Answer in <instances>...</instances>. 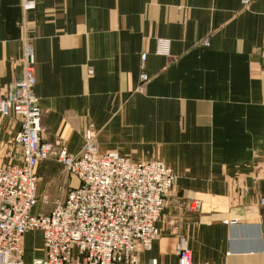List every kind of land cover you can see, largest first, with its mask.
I'll return each mask as SVG.
<instances>
[{
    "label": "crops",
    "instance_id": "obj_1",
    "mask_svg": "<svg viewBox=\"0 0 264 264\" xmlns=\"http://www.w3.org/2000/svg\"><path fill=\"white\" fill-rule=\"evenodd\" d=\"M36 2L0 0V91L21 79L31 42L43 140L77 154L94 123L101 153L173 170L160 237L140 264H177L180 244L201 264H264V0ZM18 122L0 116L1 145ZM39 168L57 177L53 203L78 185L54 164Z\"/></svg>",
    "mask_w": 264,
    "mask_h": 264
},
{
    "label": "built area",
    "instance_id": "obj_2",
    "mask_svg": "<svg viewBox=\"0 0 264 264\" xmlns=\"http://www.w3.org/2000/svg\"><path fill=\"white\" fill-rule=\"evenodd\" d=\"M26 1L24 10L35 9L32 0ZM24 47V60H33V44ZM23 78L16 91L0 92V116L20 120L15 141L24 158L23 163L0 161V264H22L24 238L35 230L42 236L43 257L33 264H140L139 253L150 251L159 238L157 223L175 183L174 172L161 162L101 153L88 139L77 154L59 142H43L29 69ZM47 160L60 163L78 185L69 187L50 213L38 215L33 213L38 204L35 170ZM176 255L177 264H201L182 244Z\"/></svg>",
    "mask_w": 264,
    "mask_h": 264
},
{
    "label": "rangeland",
    "instance_id": "obj_3",
    "mask_svg": "<svg viewBox=\"0 0 264 264\" xmlns=\"http://www.w3.org/2000/svg\"><path fill=\"white\" fill-rule=\"evenodd\" d=\"M25 2H27V1L26 0H20L21 7L23 6V3H25ZM29 3H31L30 0H29ZM32 4L33 5L35 4V8L37 7L36 0H32ZM158 42L161 43V45H162L161 47H163V48H164L165 44L167 45L166 46L167 48L165 50L163 49L162 51H160L159 54H163L165 56H168L169 55L170 42L166 41V40H163V39H159ZM204 44L208 45V42L205 41ZM34 54H35V50H34ZM24 58H25V47H23V61H22L23 62L22 63L23 64V73H22V77H21V79L18 82L15 83V85L13 87V91L14 90L16 91L18 85L24 81L23 77H24L25 69H29L31 71V74H32V81H31L30 84H33V86H34L33 87V92H34V95H35V86H36V82H37V77H36L37 76L36 55L34 56L33 60L26 61V60H24ZM145 59H146V54H144L143 57H142L143 62H144ZM88 73L90 75H93V73H94L93 69L92 68H88ZM140 78H141V83H143V84H146L149 81L148 75L146 73H144V72L141 73ZM0 92L2 94H4V92H2V91H0ZM34 98H35V101H36L35 107H36V110L38 111V120L37 121H39L40 129L42 131L41 134H40L41 140L43 142H45V143H51V144H54L55 142H59L62 145V147H67L66 143L64 141H61V140L54 141V142H48V141H45V140L42 139V134L45 132V128H44V125H43V117L45 115V112L40 107V105H39V103H38V101L36 99V95H35ZM26 118L29 119V120H32L33 116L30 117V115H27ZM17 120L20 121L19 119H17ZM18 123H20V122H18ZM19 125L21 127V124H19ZM17 134L14 137L10 138L9 141H7L6 143H3L2 145L0 144L1 145L0 146V161H1L2 164H6V163H23V159H24L23 155H22L23 149H22L21 146H19V144H16V141H15V138H16ZM82 135H83V137L85 136L84 137V142L85 143H86L85 139H88L89 143L91 145H93L94 147H97L99 149L98 142H97L98 133H97V130L95 128L94 123H88V125H85L83 127V129H82ZM123 156H127V155H123ZM128 157H130V156H128ZM148 161L161 162V163H164L167 167H169L161 158L150 159V160L142 161V162H148ZM42 162L43 163H49L52 166L54 164L55 166L59 167V169H61L63 172H62V174L55 173L58 176L62 175V177L63 176L74 177L70 172L66 171L64 169V167L60 163H58L55 160H47V161H42ZM39 165H40V163H39ZM39 165H38V167L35 170V172H36V174L38 176L37 177L38 178V185H37L38 204H37V206L35 207V209L33 211L34 214H38V215L39 214H48L53 209L55 203H53V201H51V199L49 198L50 196L48 194H50L51 192H54V190L57 188V185H58L57 177H55V180H54V175H51V173H52L51 170L50 171L49 170H45L47 178L43 177V175H45V173H41ZM56 169H58V168H56ZM52 174H54V173H52ZM259 203H260L261 206H263V197H261L259 199ZM196 204L198 205V207L201 206V204L199 202H197ZM37 209L39 210L38 212H36ZM159 221H158V223H159ZM158 223H157V227H158ZM35 234H36V241L33 243V246L29 247L27 245V243H26V239H28L29 243H32V241L34 240ZM39 235H40V232L35 230V231H32V232L28 233L25 236L24 241H23L24 252H23V257L21 258L22 259V264H33V261L35 259H39V258L43 257V254L40 251L41 240L39 239ZM159 237H160V235H159ZM139 260H140V255H139ZM154 261L157 262L156 260H154Z\"/></svg>",
    "mask_w": 264,
    "mask_h": 264
}]
</instances>
